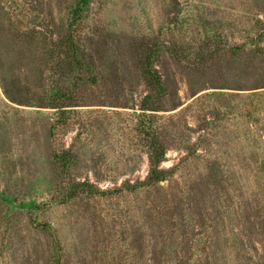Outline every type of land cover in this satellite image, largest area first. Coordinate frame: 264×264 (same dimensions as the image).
I'll use <instances>...</instances> for the list:
<instances>
[{"label":"rangeland","instance_id":"rangeland-1","mask_svg":"<svg viewBox=\"0 0 264 264\" xmlns=\"http://www.w3.org/2000/svg\"><path fill=\"white\" fill-rule=\"evenodd\" d=\"M147 95L172 170L121 191ZM192 216L264 264V0H0V264H160L144 223Z\"/></svg>","mask_w":264,"mask_h":264},{"label":"trees","instance_id":"trees-1","mask_svg":"<svg viewBox=\"0 0 264 264\" xmlns=\"http://www.w3.org/2000/svg\"><path fill=\"white\" fill-rule=\"evenodd\" d=\"M148 72V80L154 84L156 89L162 91L164 87L161 82V76L155 74L149 69ZM56 93L59 96H65V93H61L60 95V91H57ZM150 98L151 96L147 95L144 99L141 108L144 111L141 115L144 119L139 124L140 132L144 138L143 140H145V147L147 148L146 154L149 162L148 173L144 181H141L140 184L142 185H132L131 187L126 188V190H124L123 187H120L119 189L121 191L133 193L140 191V186L143 189L152 188L156 186L153 184L165 180L166 173L172 170L171 168L166 169L165 167H162V163L166 160L168 147L158 136V126L154 121L156 115L154 113H148L150 110H158L153 108L155 100L152 99V101H149ZM55 107L59 108L61 106ZM85 186L87 185H75V189H83ZM161 206L162 209H172L170 204ZM146 207L148 209V206ZM163 214L168 215L167 213ZM183 221L184 223L182 224L172 218V224H166L165 222L157 223L155 230L153 227L147 225L146 222L144 223L145 238L148 242L151 240L156 241L154 254L160 256V264H196V262H198V264H215L212 262V259L216 262V259H218L216 253L207 252L205 247H200L202 242H214L215 237L210 230L213 227L212 223L211 225L207 224L205 229L206 223L193 216L190 217V219L186 218ZM132 229L134 230L133 226ZM131 235H133V231ZM154 241L152 242V245Z\"/></svg>","mask_w":264,"mask_h":264}]
</instances>
